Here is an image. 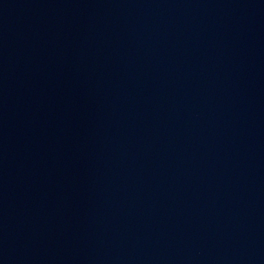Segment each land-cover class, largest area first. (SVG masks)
Here are the masks:
<instances>
[{
  "label": "water",
  "instance_id": "1",
  "mask_svg": "<svg viewBox=\"0 0 264 264\" xmlns=\"http://www.w3.org/2000/svg\"><path fill=\"white\" fill-rule=\"evenodd\" d=\"M0 264H264V0H0Z\"/></svg>",
  "mask_w": 264,
  "mask_h": 264
}]
</instances>
